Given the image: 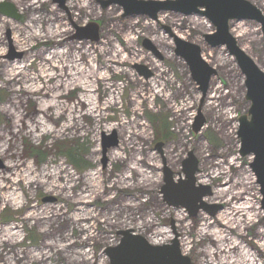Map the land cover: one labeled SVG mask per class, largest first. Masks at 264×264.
<instances>
[{
	"label": "rangeland",
	"instance_id": "obj_1",
	"mask_svg": "<svg viewBox=\"0 0 264 264\" xmlns=\"http://www.w3.org/2000/svg\"><path fill=\"white\" fill-rule=\"evenodd\" d=\"M108 1L0 0L19 14L0 12V264H109L104 252L125 230L155 246L169 244L172 231L191 264H264L252 158L238 154L249 103L234 58L206 42L214 27L201 15L154 19ZM247 1L264 14V0ZM92 22L96 41L78 32ZM229 28L264 72L260 25ZM174 37L198 45L216 71L205 96ZM112 131L118 144L103 153L102 134ZM67 149L81 169L60 152ZM189 152L194 186L210 189L202 201L222 206L214 216H191L161 193L164 167L175 183L185 179Z\"/></svg>",
	"mask_w": 264,
	"mask_h": 264
},
{
	"label": "water",
	"instance_id": "obj_2",
	"mask_svg": "<svg viewBox=\"0 0 264 264\" xmlns=\"http://www.w3.org/2000/svg\"><path fill=\"white\" fill-rule=\"evenodd\" d=\"M64 7L67 0H53ZM117 3L122 6L126 14L149 15L156 18L159 11H174L185 15L198 14L205 17L214 27L213 34L204 36L211 47L225 46L232 56L244 77L245 100L249 103L246 115L238 118L236 132L239 140L238 154L242 157H251L249 168L255 177L259 188L260 208L264 217V72L237 44L230 33L229 23L233 20L255 21L261 27L264 38V15L260 9L247 0H109L105 5ZM0 12L7 17L19 18V14L13 4L4 2L0 4ZM87 38L98 39V27L96 23H89L86 27L78 28ZM175 53L182 57L189 66L192 79L199 86L203 96L206 94L211 76L216 74L214 68L209 66L202 58L198 45L189 43L174 37ZM144 45L156 50L147 40ZM140 73L147 77L150 75L144 67L138 68ZM194 125L195 131H199L203 125L200 109ZM102 149L118 144L116 132L111 135L102 134ZM160 143L157 147H160ZM105 162V160H103ZM198 162L192 152L182 162V173L185 179L178 183L172 180L171 172L164 167V186L161 189L163 198L169 206L185 208L191 216H195L202 209L214 216L222 206H208L202 198L210 195L208 187H195V174ZM119 244L108 247L105 255L109 264H191L189 257L182 254L176 234L169 244L152 245L145 238L135 235L130 230L120 231Z\"/></svg>",
	"mask_w": 264,
	"mask_h": 264
},
{
	"label": "trees",
	"instance_id": "obj_3",
	"mask_svg": "<svg viewBox=\"0 0 264 264\" xmlns=\"http://www.w3.org/2000/svg\"><path fill=\"white\" fill-rule=\"evenodd\" d=\"M152 120V119H151ZM153 121V120H152ZM61 153H63L66 158L68 159V162L76 169H81L82 166H81V157L79 154L76 153L75 150L71 149V150H66L65 152L64 151H60ZM250 246L252 247L251 243H250ZM262 256V255H260Z\"/></svg>",
	"mask_w": 264,
	"mask_h": 264
},
{
	"label": "bare ground",
	"instance_id": "obj_4",
	"mask_svg": "<svg viewBox=\"0 0 264 264\" xmlns=\"http://www.w3.org/2000/svg\"><path fill=\"white\" fill-rule=\"evenodd\" d=\"M232 35V34H231ZM233 36V35H232ZM234 37V36H233ZM235 38V37H234ZM236 40V39H235ZM1 57V56H0ZM232 57V56H231ZM0 59H2V58H0ZM252 173V172H251ZM253 175V174H252ZM253 177H254V175H253ZM255 179V178H254ZM254 183H255V185H256V181L254 180ZM259 194V193H258ZM261 209V208H260ZM261 212H262V210H261ZM262 215H263V213H262ZM171 233H172V239L174 238V234H173V232L171 231ZM171 239V240H172ZM170 240V241H171Z\"/></svg>",
	"mask_w": 264,
	"mask_h": 264
},
{
	"label": "flooded vegetation",
	"instance_id": "obj_5",
	"mask_svg": "<svg viewBox=\"0 0 264 264\" xmlns=\"http://www.w3.org/2000/svg\"><path fill=\"white\" fill-rule=\"evenodd\" d=\"M264 15V14H263Z\"/></svg>",
	"mask_w": 264,
	"mask_h": 264
}]
</instances>
